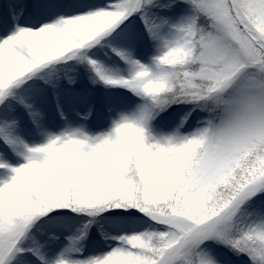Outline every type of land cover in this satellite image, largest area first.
<instances>
[{
  "label": "snow or ice",
  "instance_id": "obj_1",
  "mask_svg": "<svg viewBox=\"0 0 264 264\" xmlns=\"http://www.w3.org/2000/svg\"><path fill=\"white\" fill-rule=\"evenodd\" d=\"M0 264H264V0H0Z\"/></svg>",
  "mask_w": 264,
  "mask_h": 264
}]
</instances>
